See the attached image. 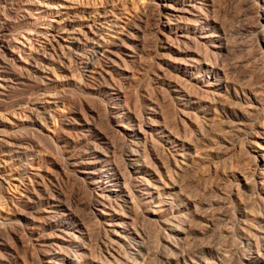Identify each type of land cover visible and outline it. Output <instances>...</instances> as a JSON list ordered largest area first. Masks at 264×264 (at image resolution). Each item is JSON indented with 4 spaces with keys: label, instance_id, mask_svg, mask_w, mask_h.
Here are the masks:
<instances>
[{
    "label": "rangeland",
    "instance_id": "rangeland-1",
    "mask_svg": "<svg viewBox=\"0 0 264 264\" xmlns=\"http://www.w3.org/2000/svg\"><path fill=\"white\" fill-rule=\"evenodd\" d=\"M33 1L50 4L52 8L50 7L51 9L43 14L39 10H33V7L30 6L32 24L21 22L23 16H27V14L21 12L20 9H15L14 4V6L7 4L5 8L7 16L21 22V27L14 30L15 37L21 39L20 52L23 53L21 55L36 56L48 47L50 57L55 59V62L53 61L55 67H59L61 61L57 58L61 59L64 52L69 53L70 66L68 71L63 68L54 70L58 80H54L55 83H52L46 92L39 91L41 89L34 90L35 88L25 86L20 88L19 86L16 89L15 87L11 89L9 97H2L4 100H0V141L4 145L3 148H0V230L4 238L2 240L4 246L0 249V261L3 264H50L51 258L61 260L68 253L76 255L75 251L80 249L78 251L86 253V258L93 259L90 264H222L215 255L221 250L222 253L228 251L230 254H234L231 255L232 259L229 258L231 262L228 261L229 264H233V262L239 264L238 261L242 257L245 243H240L241 231L238 225L235 226V223L238 219H244L239 214L241 210L244 207H250L251 201L258 198L259 190L256 191V189L260 184H256L258 186L255 185L256 188L254 184L255 180L258 182L260 180L255 175L257 172L254 168H256L257 160L254 158L257 156L259 164L264 163L257 154L259 148L264 149V140L261 138L263 137L264 112L252 110L249 104H245L244 108L238 109L239 112L243 109L242 114L247 113L248 119L250 117L248 122L245 120V116L244 118L241 116L244 121L248 124L252 121L250 123L252 126L249 125L250 127L245 129L252 127L253 132L255 131L254 133L257 134L255 136L246 133L247 131L233 132L225 127L227 118L223 110L209 103V96L202 93L203 88H207L203 86H206L212 75L200 77L196 82L189 81L190 83L177 80L191 95L193 94V98L196 97L194 100H198L199 104L195 103L196 101L181 103L174 100L165 91V84L171 80V68L167 64L162 66L163 73L165 72L168 76L164 78L161 76L162 72H159L157 64L161 62L162 53L168 59H172L174 56L172 52L167 53L161 49L164 45L162 39L167 34L171 35L164 30L161 24L162 13L165 9L163 6L165 3H172L171 0ZM58 1L63 4L53 9L54 4ZM192 2L194 3V1H186L185 9L189 8V3L193 4ZM242 3L240 0H206L204 2L206 16L200 14V17H209L211 21L218 19L217 22L225 23L224 25L229 29V35L226 38L229 53L224 54L228 55L227 57L223 56L225 59L223 58L224 61L220 63L219 68L222 73L226 69L225 73L229 76L226 75L230 85L240 83L242 89L247 86L245 89L248 93H246L247 96L264 99V92L260 91L261 85L264 84V32H261L259 28L260 22L264 25V20L257 19L258 16L254 14L256 8L250 15H245L243 13L245 6ZM260 15L263 17L264 14L260 12ZM182 16L184 17L183 21L188 23L195 19V16L192 17L188 12L182 13ZM191 18L192 20H189ZM248 26L252 29L248 30ZM139 29L141 30L139 31ZM128 32L133 35L131 37L134 40H127V45L132 46L130 48L133 52L137 50L135 41L138 40L145 43L146 52L139 54L136 51L135 53L138 54H134L135 60L126 58L127 63L125 62L122 70L115 71L117 73L111 75L110 83L113 86L116 85L115 89L119 88L120 92L126 95L129 100V108L134 113H138L137 115L140 117L147 114L145 107L148 103L154 106L158 105V112L161 116L158 118L155 129L160 131L161 127L166 126L174 132H180V134L177 133L178 136L181 139L185 138L184 142L188 147H191V156L186 160L180 156L175 157V154L171 153V148L169 151L166 150V148L169 149L167 145L165 148L159 147L156 152L150 149V153L144 157L145 162L142 159L141 163L148 165L144 166L147 172L137 175L139 179L144 176L149 180L150 186L153 185L152 187L157 193L156 196L150 198L141 194L143 192L139 188L127 181L126 184L122 183V190L126 193H133V205L129 202L130 198L117 197L110 201L111 205H107L106 212L110 214L101 215L97 211L100 208L95 206L96 192L98 191H93L87 185L83 180L84 176L79 173L81 168L74 167L73 162L74 158H79L80 153L85 149L91 148L93 151L95 144L100 141L99 138L106 136L110 138L112 144L111 149L106 151L114 164L119 167L120 171L123 168L122 172L135 170V167L129 163L133 157H131V153L128 154L127 135H125V131L124 136L118 132V123L110 117L119 102L115 101V95H111V97L109 95L116 94L117 90L101 89L102 91H99L100 86L96 79L103 68L102 64L95 63L93 60L96 53L94 48L96 42L125 38ZM73 35L78 36L79 40L71 44L69 37ZM22 36L29 37V41L24 40ZM173 46H176V43ZM195 50L207 59L206 62L209 64H219L213 54L208 52L209 47L200 46ZM138 55H142L140 60L143 62L141 64ZM133 61H136L134 62L136 66L133 65ZM91 63L96 65L92 71ZM124 73L127 75L130 73V77L135 76L136 78L128 81L122 80ZM197 74L196 70L194 76ZM50 76L51 79H55L53 75ZM45 82L49 83L50 81L46 79ZM192 82L198 83L197 85L202 89ZM229 94L226 97L229 98L228 101L231 99L229 102L232 103L236 94L234 89L230 90ZM239 94L243 95V92L239 91ZM128 95L130 98L127 97ZM209 104L212 107L210 111L205 112L199 109V106L205 107ZM38 106L42 113L45 106L46 109L48 108V115L43 114L44 120L37 121L36 109ZM122 106L123 108L128 107L124 103ZM183 109L188 113L183 112ZM249 113H252L253 116H248ZM238 117L233 118L237 119ZM84 120L88 121L92 127L90 135L87 137H82L80 134ZM156 132L154 137H157ZM227 133L228 137L229 133L232 138L235 137V141H233L235 146L231 145V147L225 141L223 142ZM23 137L30 141H27L28 144H24L25 152L18 154L16 152L20 147L17 145V141L19 142L17 138L22 139ZM115 144L117 146L114 147ZM115 148L117 149L115 150ZM111 150H115L114 153ZM91 151H89L90 156L93 155ZM162 153L163 155H161ZM192 169L194 170L192 171ZM121 195L119 194V196ZM169 197L175 199L174 208L161 207L162 205L158 201L166 200ZM152 200L153 202H151ZM58 202L64 203L71 209L68 228L74 230L75 237H72L73 239L69 243L62 244L60 249L52 246L55 252L47 258L44 255V250L52 248V243H62L61 240L53 237L54 226H48L53 206ZM193 206H197V209ZM241 206L242 208H240ZM262 209L264 210V208ZM152 210L154 213L151 212ZM178 212L184 213L186 220L183 219L173 227L171 221ZM228 212L229 216L225 217V221L219 218ZM204 218L211 221H206ZM138 251L139 254H137ZM229 253L227 254L230 255ZM139 255L142 257L139 258Z\"/></svg>",
    "mask_w": 264,
    "mask_h": 264
},
{
    "label": "bare ground",
    "instance_id": "bare-ground-1",
    "mask_svg": "<svg viewBox=\"0 0 264 264\" xmlns=\"http://www.w3.org/2000/svg\"><path fill=\"white\" fill-rule=\"evenodd\" d=\"M171 1H172V3H165L164 6H163V8H165V9H164V12L162 13L163 20H162V23H161L162 26L164 27V30L167 31L171 35L167 34L168 36L166 35L167 37L165 36V38L162 39V41L164 42V45L161 47V49H163V51L167 52V53L172 52L174 54V56L172 55L173 58L172 59H170V58L168 59V58H165V56H164L165 54L162 53L161 54V58H160L161 62L157 64L158 67H159V72L160 71L162 72L161 76H163L164 78H167L168 76L165 74V72L163 73V69H162L163 67L162 66H164V64H167V65H169V68H171V73H170V79L171 80H169L165 84V88H166L165 91L168 92V94L170 96H172V98L174 100H177V101H179L181 103L183 101H187V102L194 101L195 102L196 100H194V98H196V97L193 98V94L191 95V93L186 90L184 85L181 82L177 81V80L188 81V82L189 81H195L196 82V80H198L200 77H204V76H207V75H212V78H210L208 76L210 78V80L207 81L206 86H203V87H205V88L207 87V88L206 89L203 88L202 93H204L205 95L209 96V99H210L209 103H212V104L215 105V107H219V108H221L223 110V113H224L225 117L227 118V125H228V126L225 125V127H228L229 130L233 131V132H239V131H244L245 132V131H247L246 133L253 134V135L256 136L257 133L255 134L254 133L255 131L253 132V130L251 129L252 127L250 129H245L249 125L252 126V124H250L252 121L248 124V122L250 121L249 120L250 117L248 119V117L246 115L247 113L246 114H242V110L243 109L241 110V112H239L238 109L239 108H244L245 104H247V105L249 104L250 108L252 110L264 112V99H262V97L261 98H256V97H252V96H247L246 95L247 92L245 90L247 88V86L245 87V89L244 88L242 89V87L240 86L241 84L237 83V84H239V85H237L235 83L236 81L234 82L236 85L235 84L234 85H230V83L227 81V79H229L228 78L229 76L227 75V73H225V72H227L226 69H225V72L222 73L220 71V68H219L220 67L219 66L220 63H222V61H224V59H225L223 56L227 57V55H228V54L227 55H224V54L229 53L228 52V40L226 39L227 36L229 35L228 27L226 25H224L225 23L222 24V23L217 22L218 19H216V21H211L209 19V17H200V14L206 16V14H204L206 12V8L204 6V2H206V0H171ZM186 1L187 2L194 1V3L193 2H192L193 4L189 3L190 4L189 8L187 7L185 9L184 3ZM240 1H241V3L243 2L242 4L245 6V9H244V12H243L245 15H250L251 13H253V10H255V8H256V11H255L256 13H254V14H256L258 16L257 19L264 20V15H263V17L260 15V12H262L264 14V0H240ZM195 3H197V4H195ZM7 4H12V5L14 4L15 5V9H20L21 12H24L25 14H27V16L26 15L23 16V20L21 21L22 23L25 22V24H32V14L29 12V10H32V9L29 8L30 6L33 7V10H39L43 14H46L48 12V10L52 8L50 4H42L39 1H33V0H21V1L20 0H0V100H4V98L2 99V97H6V98L9 97V95H10L9 93L12 92L11 89L12 88L14 89V87L16 89V87H19V86H20V88H22L21 86L35 88L34 90L41 89L39 91L43 90V91L46 92V91H48L50 85H52V83H55L54 80L55 81L58 80L57 76H55L56 72L54 70L63 68L65 71H68L69 66H70L69 53L64 52L61 55V59L57 58L58 60L61 61L60 64H59V67H55V64H54V62H55L54 60L55 59H53V57L52 58L50 57V54L48 53V47H46L45 50L42 53H38L36 56H32V55L22 56L21 54H23V53L20 52V48H21V44H22L21 41H20L21 39L20 38H16L15 34H14V30H16V28L19 27V26L21 27V22H20V20L19 21L18 20H14V19H11L10 16H7V14H6L7 10L5 9ZM62 4H63L62 2L58 1L56 4H54V8L53 9H55L58 6H61ZM184 12L190 13V15L192 17L195 16L194 17L195 19H193V20H192V18L189 19V20H192L191 22L189 21V23L183 21L184 17L182 16V13H184ZM196 14H198L199 16L196 15ZM17 19H19V18H17ZM212 20H213V18H212ZM134 27H135V25H134ZM259 28H260L261 32L262 31L264 32L263 23L260 22V27ZM247 29L250 30L252 28H250L248 26ZM140 30L141 29H139V31ZM24 33H25V31H24ZM27 33H28V31H27ZM258 33H260V32H258ZM131 36H133L131 34V32H128V35H126L125 38H117L115 41L108 40L107 42H105V41L96 42L95 47H94L96 53H95V55L93 57V60H94L95 63L102 64V68H103V69H101L102 72L100 71L101 73H98V77L96 79L99 82V85L97 84L98 86H100V88H98L99 91H102L103 89L114 90L115 89L114 86H116V85L113 86V84L110 83V80H112L111 75L113 76L114 73H117L115 71L119 72L120 70H122V67L124 66V64H125V62L127 60L126 58H129L131 60V59L136 58L134 54H138V53L139 54H143V53L146 52L145 43H143L141 40L140 41L139 40L135 41L136 42L135 43L136 44L135 45V49L137 48L136 51H138V53H135L136 51L133 52V50L131 49L132 46H128L127 45V40H134ZM22 38L24 40H26V41H29V37H27V36H22ZM69 38H70L71 44L76 43V41L79 40V37L75 36V35H73V36H71ZM142 40L144 41V38ZM175 43H176V46L178 44L179 47L177 46V48H174V47H176V46H173ZM180 45H182V47H180ZM200 46L209 47L210 50H208V52L213 54L214 58L216 59L217 62H219V64L217 63L216 65H211L208 62H206L207 59L203 58L200 55V53L198 54V52L195 50V49H198V47H200ZM201 48H205V47H201ZM68 49H70V47H68ZM158 51H160V50H158ZM140 56H139V63L141 64L143 61L141 62L140 58L142 59V55H140ZM263 57H264V55H263ZM64 59L66 60L65 62H64ZM134 62H136V61H133V65L136 66L134 64ZM95 66H96L95 64L91 63V71H92V69H94L93 67H95ZM221 66H222V64H221ZM198 69H200V70H198ZM196 70H197L198 74H197V76H194ZM227 70H228V68H227ZM54 72H55V74H54ZM202 72H203V75H202ZM130 73H132V72H130ZM129 74L127 75L126 73H124L123 77H122V80L128 81V80H131V79H133L135 77V76L134 77H130ZM157 74H159V73H157ZM50 75H53L55 77V79H51ZM226 75L228 77H226ZM155 76H156V74H155ZM46 79H48L50 82L46 83L45 82ZM230 79H232V78H230ZM202 80H204V79H202ZM125 83H123V84H125ZM185 83H187V82H185ZM192 83L195 86L199 87L197 85L198 83H196V84L194 82H192ZM261 84H262V81H261ZM195 86H193V87H195ZM200 86H202V85H200ZM199 88L202 89V87H199ZM159 89H161V88H159ZM162 89H163V87H162ZM232 89H234L236 94H235V97H234V100H233L234 102L232 101V103H230L229 101L231 99L228 101L229 98L226 97V95L227 94L230 95L229 92ZM29 90H31V89H29ZM34 90H32V91L34 92ZM115 90H117V89H115ZM158 91H160V90H158ZM239 91H242L243 95H240ZM260 91H261V93L264 92V84L261 85V90ZM163 92H164V90H163ZM111 95H115V97H116L115 101L119 102V103L117 104L116 107H114V111L112 112L110 117H111V119L115 120L118 123L117 124V127H119L118 128V132L123 135V133L125 131V135H127V144H128V148H129V153L128 154L131 153V157H133L132 160H130L129 163H130V165L135 167L134 168L135 170L133 172H130V171L129 172H124V171L122 172L123 168L120 171L119 167H117V165L114 164L111 156L106 151L107 149H111V147H112L110 138L106 137V136H103V137L99 138L100 141H99V143L95 144V146L93 147L94 148L93 151H91V148L85 149L84 151H82L80 153L81 156L79 158H74V162H73V166L74 167L81 168L79 173H81L84 176V179L83 178L82 179L86 181L87 185L93 191L94 190L98 191V192H96L97 193V197L95 198V206L100 208V210L97 208L98 209L97 211H99V213H101V215H109L110 214V213L106 212V208L108 207L107 205L108 204L111 205L110 201L113 200V199H117V197L130 198L129 202H131V203L133 202V200H134V196H132L133 193L132 194L126 193V191L122 190V183L126 184L127 181H130L134 187L139 188L140 191L143 192L141 194L147 195V197H150V198H154L156 196L157 193H156V191H154V188L152 187L153 185L150 186L149 180L145 179L144 176H143L144 178L140 177V179H139L138 178L139 176L137 175V174H143V172L146 171L144 168L146 167L145 165H147V164H141V163H142V159L144 160L145 159L144 157H146L150 153L149 152L150 149L154 150L156 152V150H158L159 147L165 148V145H167L169 147V149L166 148V150L169 151L170 148H171V150H172L171 153L175 154V157L176 156H180L184 160H186L187 157L191 156V153H190V150H191L190 148L191 147H188L187 144L184 142L183 139H185V138L181 139L178 136L177 133L180 134V132H174V130H172V129L166 127V126L161 127L160 131L155 129L156 125L158 124V120H159L158 118H160V116H161L159 114V112H158V105L154 106V105L148 103L146 105V107H145L146 110H147V114L145 116L140 117V115H137L138 113L137 114L134 113L131 110V108H129V106H128L129 100L126 98V95L123 94V92H120L119 88L116 91V94H110L109 96L111 97ZM129 96L130 95H128L127 97L130 98ZM149 96H151V95H149ZM205 98H206V96H205ZM209 99L207 98V100H209ZM149 101H151V100H149ZM152 102L154 103L155 101H152ZM46 103H48V102H46ZM122 103H124V105L128 106V107L123 108ZM157 103H158V101H157ZM195 103L199 104V101L197 100ZM200 105H202V103H200ZM163 106H165V105H163ZM176 106H178V105H176ZM186 107H189V106H186ZM211 108L212 107L210 106V104L206 105L205 107L199 106V109H201V111H205V112L206 111L207 112L210 111ZM176 109H177V107H176ZM36 110H37V117H36L37 121H40V119L42 120L43 118L45 119L43 114H47L48 115V113H49L47 111L48 108L46 109V106L43 109L44 110L43 113L39 110V106L37 107ZM176 111H178V110H176ZM179 111H181V110L179 109ZM215 111H216V109H215ZM183 112H186V114L188 113L184 109H183ZM183 112H182V114H184ZM140 113L142 114V112H140ZM251 115L253 116L252 113H249L248 116H251ZM241 116H243V118L245 116L246 117L245 120L248 121V122L244 121ZM165 117H164V119H165ZM233 117L234 118L238 117L239 119L238 118L234 119ZM204 119H206V118H204ZM201 123H203V122L201 121ZM90 125L88 124V121L86 122V120H84V123L81 125V128H80L81 129L80 130V134L82 135V137H87V136L90 135V132H91V129H92V127ZM173 125H175V124H173ZM241 126H243V127H241ZM197 127H198V125H197ZM227 129H226V132H227ZM156 131H158V132H156ZM155 132H156L155 135H157V137H154V133ZM262 133H263L262 134L263 137H261V138L264 140V128H263V132ZM208 135H210V134H208ZM200 136H202V135H200ZM221 136L223 137V134H221ZM233 136H234V134H233ZM225 137L226 138H224L223 142L225 141L230 146L234 145L233 141H235L234 140L235 137L232 138V135H230V133H229V137H228V133L225 134ZM17 139H19V142L17 141V143H18L17 145H19L18 147H20V148H19V150L16 153L23 154L25 152V149H26L24 144H26L27 141H30V140H28L26 137L25 138L23 137L22 139H20V138H17ZM17 139H14V140L16 141ZM217 139H219V138H217ZM212 140L214 141V139H212ZM205 144H207V143L205 142L204 145ZM220 144H221V142H220ZM3 146L4 145L0 141V148H3ZM115 146H117V145L115 144L114 147ZM116 149L117 148H115V150ZM89 151L93 152L92 156H90V154H89L90 152ZM111 151L114 153L113 150H111ZM223 153H224V151H223ZM167 154H169V153H167ZM257 154H258V157H261L262 160L264 161V149L259 148V151L257 150ZM161 155H163V153ZM157 156H159V155H157ZM201 157H203V156H201ZM161 158H162V156H161ZM254 159L257 160V162L254 160L256 162V164H255L256 168H254V169H255V172H257V174H255V175L257 176V179L260 180V182H258V180L257 181L255 180L254 186L256 184L258 185V183L260 184V186H259V188L256 189V191L259 190L258 191L257 200H255V199L253 200L252 199L253 201H251L252 202L251 206L250 207H244V209L241 210V212L239 214H241V216L244 219H238V221H236L237 223H235V226L238 225V227H239V229L241 231V235H240V239L241 240H239V241H240V243L241 242L243 244L245 243V248L243 246L244 250H242L243 254L241 252L242 257L238 261L239 264H264V210L262 209V208H264V163L263 164H261V163L259 164L257 156ZM177 160H178V158H177ZM144 162H145V160H144ZM122 164H124V163L122 162ZM184 165L187 166L186 164H184ZM194 165H196V164H194ZM162 168H164V167H162ZM165 168H166V166H165ZM170 170H172V169H170ZM179 170H181V169H179ZM193 170L194 169H192V171ZM158 176H159V174H158ZM256 186H255V188H256ZM130 188H132V187H130ZM131 190L133 191V189H131ZM253 193H254V191H253ZM119 194H122V195L119 196ZM135 196H137V195H135ZM121 198H120V200H121ZM135 198H137V197H135ZM138 200H140V199H138ZM125 201H127V200H125ZM136 202H137V200H136ZM151 202H153V200ZM158 202L161 203V205H162L161 207L165 206V207H168V209H172V208H174L175 199L173 197H169V198H166V200H160ZM114 204H116V203H114ZM132 205H133V203H132ZM247 206H249V205H247ZM93 207H94V205H93ZM124 207H125V205H124ZM193 207H195V206H193ZM181 208H182V206H181ZM195 208L197 209V206ZM240 208H242V206ZM212 210H214V209H212ZM151 212H153V210ZM51 214H52L51 215L52 217L50 216L51 219L48 221V224H49L48 226H51V227L54 226L53 227V229H54L53 237L55 239H59V241L61 240V242H62V243H52L51 247L54 246V247H57V248L60 249L62 244L69 243L73 239L72 237H75L74 233H73L74 230L68 228L69 225H70L71 209L67 205H65L64 203L58 202L57 205L53 206V210H52ZM196 214H198V213H196ZM228 214H229V212L226 215L225 214L222 215L223 217H219V218L224 220L225 217L229 216ZM117 215H119V214H117ZM201 216H203V215H201ZM52 218H53V220H52ZM185 218L186 217H185L184 213L181 214V213L178 212V214H176L174 216V218H172V221H171L172 225L171 226L175 227L176 223L182 221ZM198 220H201V219H198ZM207 220L211 221L209 219H207ZM190 222H192V221H190ZM133 224H134V222H133ZM213 225H214V223H213ZM198 226H200V225H198ZM84 227H83V229H84ZM183 227H185V226H183ZM208 227H210V226H208ZM237 228H236V230H237ZM199 229H197V230H199ZM1 232L2 231L0 230V249L4 246V243H2V240L4 238H3V235H2ZM137 237H139V236H137ZM59 241H56V242H59ZM112 244H114V243H112ZM54 247L44 250L45 251L44 255L47 258L50 257L53 252H55V251H53ZM79 247H80V245L78 246V248ZM55 250H57V249H55ZM78 250H80V249H77V251H75L76 255H73L72 253H68L66 255V257L63 256L65 258L62 257L63 259H61V260H58V259H55V258H51L50 259L51 261L49 263L50 264H90L93 259L90 260V259L86 258V253H80ZM178 250H180V249H178ZM140 252H142V251H140ZM227 253H229V252L228 251H224L222 253L221 250H220V252L218 251L217 254L215 253V255L221 261L222 264H229V262H230L229 258L232 259V256L234 254L232 253L233 254L232 255V254L229 253L230 255H228ZM137 254H139V251L137 252ZM181 254H182V252H181ZM110 257H111V255H110ZM140 257H142V256L139 255V258ZM84 258H86L85 261H83ZM167 258H169V257H167ZM143 260H145V259L143 258ZM0 264H3V263L0 261ZM233 264H234V262H233Z\"/></svg>",
    "mask_w": 264,
    "mask_h": 264
}]
</instances>
